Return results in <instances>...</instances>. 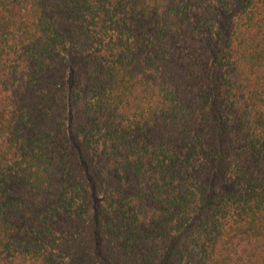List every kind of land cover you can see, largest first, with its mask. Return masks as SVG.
I'll list each match as a JSON object with an SVG mask.
<instances>
[{
  "label": "trees",
  "instance_id": "trees-1",
  "mask_svg": "<svg viewBox=\"0 0 264 264\" xmlns=\"http://www.w3.org/2000/svg\"><path fill=\"white\" fill-rule=\"evenodd\" d=\"M0 264H264V0H0Z\"/></svg>",
  "mask_w": 264,
  "mask_h": 264
}]
</instances>
